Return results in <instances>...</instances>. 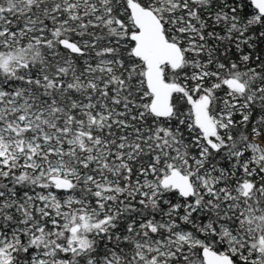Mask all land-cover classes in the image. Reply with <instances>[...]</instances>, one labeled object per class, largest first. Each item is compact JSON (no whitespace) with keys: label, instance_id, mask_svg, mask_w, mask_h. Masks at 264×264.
I'll list each match as a JSON object with an SVG mask.
<instances>
[{"label":"snow or ice","instance_id":"1","mask_svg":"<svg viewBox=\"0 0 264 264\" xmlns=\"http://www.w3.org/2000/svg\"><path fill=\"white\" fill-rule=\"evenodd\" d=\"M0 264H264V0H0Z\"/></svg>","mask_w":264,"mask_h":264}]
</instances>
